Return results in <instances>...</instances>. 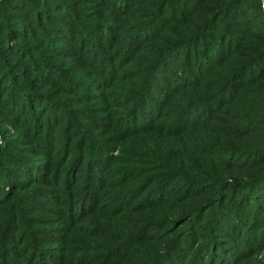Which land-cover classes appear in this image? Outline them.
I'll return each mask as SVG.
<instances>
[{"label":"trees","instance_id":"16d2710c","mask_svg":"<svg viewBox=\"0 0 264 264\" xmlns=\"http://www.w3.org/2000/svg\"><path fill=\"white\" fill-rule=\"evenodd\" d=\"M52 1L0 0V90H4L0 99L9 104L12 112L7 110L9 116L19 122L28 118L34 128L36 118L42 119L41 112L49 117L52 110L63 107L65 101L53 100L50 92L34 88L36 83L54 85L52 77L62 78L56 65L34 49L36 41H53L47 33L54 28H61L69 43L60 45L59 49H56V41L48 44L43 41L40 46L61 54L63 49L72 50L70 43L76 42L77 49L72 51L83 55L86 48L87 57L91 56L96 66L99 61H105V66L112 69L110 56L122 64L134 61L137 54L146 53L149 56L145 61L146 71H141L140 81L133 83L139 91L129 89L125 97L135 101L141 115L150 111L149 117L146 116L149 125L146 129H153V122L169 111L171 117L177 113L171 124L164 125L166 129L170 128L173 136H180L192 127L195 131L199 129L203 137L212 138L213 135L205 130L212 129V132L220 133L213 138L221 136L236 141V145L220 149L219 161H215L220 170L213 167L198 169L200 179L186 175L188 161L198 162L190 154H180L182 160L178 165L160 163L165 166V171L150 175L147 180L146 173L141 172L145 163L135 161L137 165L131 167L130 175L134 173L133 178L141 175L145 181L144 189L146 184L155 186L149 191L154 194L149 197V205L142 209L154 205L157 210L161 206L160 212L156 211L158 219L150 218L149 213L139 216L149 220L151 225L155 224L159 240H163L162 245L154 249L159 252L155 255L167 256L165 262L162 261L164 256L157 262L153 256L149 264L254 262L250 261L252 256L260 252L264 244V111L255 107L264 102L261 95L264 93V0H95L94 3L79 0L81 11L76 15L68 5ZM15 9L20 10L19 13H8ZM46 9L61 11L71 16L72 21H62L60 15ZM226 15L223 23L219 22ZM80 18L93 20V25L86 26L76 39L77 25L76 29L71 25L75 26V20ZM167 33L175 37L167 39ZM39 36L42 37L40 41ZM100 49L109 54L99 53ZM169 62H172L170 67L167 66ZM99 76L102 80L107 77L111 82L120 75L111 72L105 76L100 70ZM66 86L59 85L58 88L72 93L80 91L70 84ZM11 93H14L13 97ZM89 93L80 91L79 96L86 99L92 96ZM19 96L21 99H17ZM206 103H211V107H205ZM221 106L232 109L225 112ZM222 112L229 122L219 116ZM255 112L260 113L256 116ZM183 113L189 115H184V121ZM54 120L53 114L50 125ZM74 129L79 127L74 125ZM82 136L80 133L75 136L79 145ZM192 137L188 133L184 135L188 146L198 149L199 145ZM111 150L102 159L101 167L106 165ZM205 152L212 154L210 150ZM146 156L153 162H161L152 153L146 152ZM170 167L173 168L171 171L168 170ZM228 167L233 169H224ZM104 182L106 180L96 182L95 186L101 188ZM93 196L88 198L87 205H81V210L93 208V199L96 201ZM123 197L117 202V211L133 198L128 192ZM131 240L137 242L134 241L137 239ZM164 249L166 252H161Z\"/></svg>","mask_w":264,"mask_h":264},{"label":"rangeland","instance_id":"374dc122","mask_svg":"<svg viewBox=\"0 0 264 264\" xmlns=\"http://www.w3.org/2000/svg\"><path fill=\"white\" fill-rule=\"evenodd\" d=\"M54 1L71 7L75 15L81 11L79 0L52 2ZM19 11L15 9L8 13ZM49 11L60 15L62 21H72L71 16L62 14L61 11ZM228 16L232 19L229 14ZM228 16L221 17L219 22L223 23ZM85 19L75 20L77 24L71 25L73 29L77 25L74 35L76 39L87 29L86 26L93 25V20ZM54 25L57 27L56 22ZM47 35L50 40L57 42L56 49L69 43L61 28H54ZM166 35L167 39L175 37L170 33ZM37 39L40 41L42 37ZM29 40L27 42L31 45ZM43 41H36L35 51L53 66L56 65L62 78L57 80L52 77L54 85L41 86L36 83L34 88L46 90L53 100L65 102L62 108L52 110L49 117L47 113L41 112L42 119L36 118L33 128L28 118L19 122L9 116V104L0 99V264H149L153 256L157 258L156 262L164 256L162 261L165 262L166 255H155L159 252L154 249L159 244L161 246L163 241L159 240L160 235H157L158 231L153 226L155 224L151 225L149 220L139 218L140 213H149L150 218L158 219L156 211L161 206L157 210L154 205L142 209L149 205V197L153 194L149 191L155 186L146 184L144 189L145 181H142L141 175L133 178L134 173L130 175L131 167L136 166V162L145 163L142 164L145 169L141 172L146 173L147 180L150 175L165 171V166L160 163L173 162L178 165L182 160L180 154L184 153L198 160L188 161L186 175L199 177L198 169L213 167L219 171L215 161H219L220 149L222 146L236 145V141L221 136L213 138L220 133L212 132V129H205L208 134L213 135L212 138L203 137L199 134V129L195 131L192 127L190 131L184 130L180 136H173L170 128L166 129L164 125L171 124L177 113L171 117L168 115L169 111L153 122V129H146L149 126L146 116L150 111L141 115L135 107V101L125 99L129 89L139 91L133 83L140 81L141 71H146L145 61L149 59L146 53L137 54L134 61H124L122 64L113 61L110 56L111 69L105 66V61H99L96 66L94 59L87 57L86 48L83 55L73 52L77 49L76 42L70 43L73 51L63 49L61 54H55L46 46H40ZM53 41L46 40L44 43H55ZM91 48L92 46L87 49L88 54ZM99 53L108 55L109 51L105 53L100 49ZM170 64L172 62L167 66L170 67ZM100 70L105 76L111 72L120 76L108 82L107 77L103 80L100 78ZM31 76L36 77L34 74ZM243 76L246 77L247 73H243ZM67 84L74 86L76 90L88 91L92 96L82 99L80 91L76 94L58 88L59 85L67 87ZM3 91L0 90V93ZM11 95L13 97L14 93ZM261 95L264 96V93L261 92ZM17 99H21L20 96ZM211 105L206 103L205 107ZM221 107L225 112L232 109L228 106ZM255 107L264 111V102L255 104ZM223 113L219 116L229 122ZM259 113L255 115L258 116ZM53 114L55 120L50 125ZM184 115L189 116L183 113V121ZM74 125L79 129H74ZM47 126L50 128L45 129ZM79 133L84 135L81 145L75 137ZM185 133L193 135V140L199 145L198 149L188 146L184 139ZM113 146L116 148L111 150ZM109 150L112 152L111 156L105 161L106 165L101 167ZM207 150L212 154H207ZM146 152L152 153L161 162L154 160V163L151 157L146 156ZM171 169L173 168L168 170ZM103 180H106L103 187L95 186L96 182ZM175 184L174 180L173 185ZM127 192L132 194V201L117 211L118 200ZM91 194L96 197L95 202L93 199V208L81 210L82 204H88ZM262 211L261 209L260 212ZM262 223L264 225V214ZM143 226L146 228L137 231ZM153 230L156 233L150 234ZM131 239H137L134 240L137 242L133 243ZM166 249L161 252L165 253ZM250 261H254L251 264H264V244Z\"/></svg>","mask_w":264,"mask_h":264}]
</instances>
